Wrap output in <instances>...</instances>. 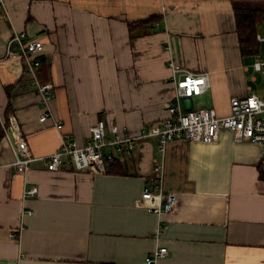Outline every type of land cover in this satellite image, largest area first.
Segmentation results:
<instances>
[{"label":"crops","instance_id":"1","mask_svg":"<svg viewBox=\"0 0 264 264\" xmlns=\"http://www.w3.org/2000/svg\"><path fill=\"white\" fill-rule=\"evenodd\" d=\"M3 1L0 264H146L160 247L169 253L156 264H264V146L236 143L226 130L212 144L169 143L163 181L177 201L161 216L140 204L162 163L155 138L136 142L115 173L55 171L40 160L59 150L64 134L84 146L99 121L136 137L168 118L170 59L210 75L209 90L192 98L194 109L225 117L233 97L263 96L264 73L253 68L264 59V42L257 40L263 22L255 54L243 53L237 25L238 9L256 3ZM22 31L45 44L37 79L55 88L48 111L25 62L7 56L9 38ZM45 113L50 117L41 123ZM18 134L38 158L25 176L13 167ZM31 187L38 194L24 199Z\"/></svg>","mask_w":264,"mask_h":264},{"label":"built area","instance_id":"2","mask_svg":"<svg viewBox=\"0 0 264 264\" xmlns=\"http://www.w3.org/2000/svg\"><path fill=\"white\" fill-rule=\"evenodd\" d=\"M241 1L263 5V33L257 35V40L260 43L264 42V0ZM3 4L4 1L0 0V18ZM44 50V42L26 31L14 32L7 44L8 58L25 62L28 73L32 76L33 83L42 97L44 108L48 111V104L54 97L55 88L53 84H39L37 79ZM167 51H171L170 46ZM168 65L174 93L169 105V116L164 121L146 126L136 137L125 135L118 126H110L109 130L104 121H99L91 128L90 138L84 146H79L71 134H64L61 137L59 150L40 160L55 171L73 167L77 171L105 174L108 172L109 164L132 155L136 142L155 138L162 163L156 167V175L147 180L140 204L148 212L161 216L172 212L177 201L173 191L165 190L163 181V159L169 143L184 140L212 144L217 142L220 133L226 130L232 133L236 143L250 142L264 146V94L233 97L230 101L231 112L225 117L217 116L213 109H190L191 99L209 90L210 75L208 72L194 73L186 68H180L173 59H170ZM253 68L256 72L264 73V59H257ZM49 117L48 113L43 114L40 122L45 123ZM55 125L61 127V123ZM11 145L14 152L15 172L17 175L25 176L32 163L38 158L33 157L30 146L19 134L15 135ZM37 194L38 187L28 188L25 190L24 199L34 198ZM22 229L12 232L10 237L18 240ZM168 253L167 247L157 248L146 260V264H156Z\"/></svg>","mask_w":264,"mask_h":264},{"label":"trees","instance_id":"3","mask_svg":"<svg viewBox=\"0 0 264 264\" xmlns=\"http://www.w3.org/2000/svg\"><path fill=\"white\" fill-rule=\"evenodd\" d=\"M263 5L256 3L255 6H241L237 12L238 19V34L240 39V45L243 53L255 54L258 51L260 44L256 40V35L259 31V27L263 22ZM158 18H151L154 21ZM150 21V22H151ZM41 57V63L44 60ZM4 137V131L0 122V141ZM120 165L119 160L115 161L108 166V173H115L119 171L116 167ZM120 172V171H119Z\"/></svg>","mask_w":264,"mask_h":264},{"label":"water","instance_id":"4","mask_svg":"<svg viewBox=\"0 0 264 264\" xmlns=\"http://www.w3.org/2000/svg\"><path fill=\"white\" fill-rule=\"evenodd\" d=\"M191 102H192V106H191V108L190 109H193L194 107H193V99H191Z\"/></svg>","mask_w":264,"mask_h":264},{"label":"rangeland","instance_id":"5","mask_svg":"<svg viewBox=\"0 0 264 264\" xmlns=\"http://www.w3.org/2000/svg\"><path fill=\"white\" fill-rule=\"evenodd\" d=\"M262 5V4H261ZM263 7V6H262Z\"/></svg>","mask_w":264,"mask_h":264}]
</instances>
